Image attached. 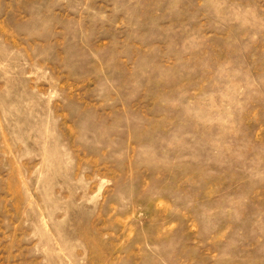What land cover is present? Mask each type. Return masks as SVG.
<instances>
[{"label": "rangeland", "instance_id": "rangeland-1", "mask_svg": "<svg viewBox=\"0 0 264 264\" xmlns=\"http://www.w3.org/2000/svg\"><path fill=\"white\" fill-rule=\"evenodd\" d=\"M0 264H264V0H0Z\"/></svg>", "mask_w": 264, "mask_h": 264}]
</instances>
